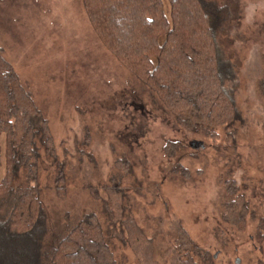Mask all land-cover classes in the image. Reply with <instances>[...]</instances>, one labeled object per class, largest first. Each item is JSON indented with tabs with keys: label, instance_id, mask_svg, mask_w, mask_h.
I'll use <instances>...</instances> for the list:
<instances>
[{
	"label": "rangeland",
	"instance_id": "1",
	"mask_svg": "<svg viewBox=\"0 0 264 264\" xmlns=\"http://www.w3.org/2000/svg\"><path fill=\"white\" fill-rule=\"evenodd\" d=\"M207 1L225 8L218 45L225 87L240 112L214 138L177 124L103 43L83 0H0V46L48 119L65 164L63 197L54 189L56 167L46 157L40 166L50 233L63 232L89 212L106 226L103 202L114 203L111 194L117 192V200L130 198L149 237L159 229V217L166 233L178 218L214 264H264L259 218L249 217L241 231L222 217L225 187L235 182L264 219V0ZM164 4L170 17L171 5ZM168 141L183 145L173 157L165 152ZM119 159L128 160L133 173L120 170ZM176 163L190 177L172 172ZM25 180L21 173L14 185L25 186ZM174 242L171 234L156 239L161 264H170L167 251ZM111 248L120 264L140 263L121 241L113 240ZM195 259L204 264L202 256Z\"/></svg>",
	"mask_w": 264,
	"mask_h": 264
},
{
	"label": "trees",
	"instance_id": "2",
	"mask_svg": "<svg viewBox=\"0 0 264 264\" xmlns=\"http://www.w3.org/2000/svg\"><path fill=\"white\" fill-rule=\"evenodd\" d=\"M168 1L170 17L164 0H83L103 43L162 101L177 124L214 138L218 128L233 125L240 116L225 87L226 66L217 38L225 8L207 0ZM182 146L168 141L165 152L173 157ZM45 157L56 167L54 189L63 197L65 164L58 158L49 121L0 46V164L4 166L0 264H120L111 248L113 240L131 247L139 264H161L155 256V241L164 234L175 236L167 251L170 264H199L195 255L202 256L204 264H214L178 218L166 233L165 221L159 217V229L149 237L134 216L130 198L126 203L117 200V192L111 194L114 203L103 202L106 226L95 212H89L63 232L50 233L40 184ZM116 166L133 173L126 159L117 160ZM171 171L190 177L180 163ZM21 173L26 185L17 187L14 182ZM224 199L223 219L243 231L249 217L259 218L256 236L262 241L264 219L251 209L235 182L227 183Z\"/></svg>",
	"mask_w": 264,
	"mask_h": 264
}]
</instances>
